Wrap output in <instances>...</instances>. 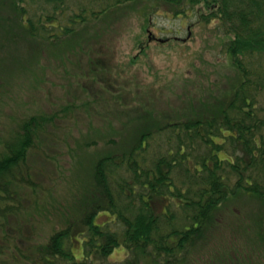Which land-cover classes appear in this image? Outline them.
I'll use <instances>...</instances> for the list:
<instances>
[{"label": "trees", "instance_id": "obj_1", "mask_svg": "<svg viewBox=\"0 0 264 264\" xmlns=\"http://www.w3.org/2000/svg\"><path fill=\"white\" fill-rule=\"evenodd\" d=\"M131 8L140 29L135 34L129 23L124 37L139 51L121 73L142 63L155 70L153 43L188 50L196 24L213 23L222 58L211 63L214 70L197 69L208 84L194 76L159 86L138 74L119 79L114 24ZM190 11L197 20L186 37L160 40L154 33L155 16L185 24ZM70 53L101 89L85 90L93 104L61 103L51 115L42 109L19 119L11 136L0 135V264H96L94 257L121 247L124 264H238L243 250L260 255L264 75L256 72L264 56V0H0V95L5 83L34 85L45 78L48 58L71 61ZM154 76L165 78L156 70ZM160 88L166 91L158 95ZM82 107L84 128L78 116L67 117ZM94 113L101 117L96 125ZM59 117L74 123L63 140ZM162 133L177 140L160 151L149 144ZM42 225L49 227L46 240L32 245ZM223 231L241 242L232 251L213 241Z\"/></svg>", "mask_w": 264, "mask_h": 264}, {"label": "rangeland", "instance_id": "obj_2", "mask_svg": "<svg viewBox=\"0 0 264 264\" xmlns=\"http://www.w3.org/2000/svg\"><path fill=\"white\" fill-rule=\"evenodd\" d=\"M129 10V16L126 17L124 15L120 20H118L114 11L110 12V16L115 17L118 20L114 24L115 37L117 39L115 41L117 45L114 50L117 49L116 56L123 61L120 64H116V67H114L117 71L119 70L118 72H120V74H118L119 79L131 80V77H128V75L138 74L142 83H149L152 80H156V84L159 86L167 79H173L176 80L177 84H182L184 78L194 76L196 79L202 80L205 85L208 84L207 79L199 77L200 72L197 71V69L204 72L214 70L211 63L214 62L216 57L222 58L221 51L214 47V43L218 40V37L216 36L214 28L215 24L213 23H209L208 25L196 24L197 26H195L194 30L198 33L192 41H190L188 50H180L175 46V48L172 47L165 50L154 43L151 45L149 55H151L152 64L154 65L155 70L165 78L157 79L154 76L155 70H150L145 63L137 64L133 69L129 71L125 70L121 73V70L123 69L120 68V66L124 63V61L130 55L136 56L139 51V48L135 46L137 44L133 41V38L127 39L124 37L127 24L131 23L132 30L135 34L140 29L139 23L136 21L138 13L134 12L133 8ZM186 16L188 19L184 24V19L182 18H168L164 15H157L154 18V25L152 26V29L157 37L161 38L174 36L186 37L188 32L191 30V27L189 26L188 28V25L197 20V15L194 11H190ZM118 26H123L120 35ZM84 48L88 51V45L86 43L84 44ZM69 56L72 59L71 61L67 58L64 59V61H53L48 58L45 78H40V81L34 85H30L23 81L22 84L16 85L13 89H11V85H6V83L4 84L2 89L3 95H0V135L11 136V131L19 119H22L29 114L39 113L42 109L46 110V114L51 115L56 109L61 107V103L74 104L75 101L77 103L87 100L88 104H93L90 102H92L94 94H90L85 90H87L89 86H93L99 91L101 88L98 82L100 83L101 81L96 79L97 82H95L93 78L91 79V75L88 72H85L83 67L81 68L76 64L77 56L74 53H70ZM191 61L193 64H191ZM258 71L259 72L256 73H262L264 75V56L259 60ZM214 77L215 74L211 76V79ZM95 88L92 90H95ZM162 90L166 91V88ZM162 90L161 88L157 90L158 95ZM82 92L88 96L81 94ZM178 92H180V88L178 89ZM83 95L84 98L81 99ZM104 97L107 98V96ZM98 105L99 103H97L94 107L97 108ZM258 108L259 112L264 117V84L258 95ZM76 116L79 117L80 125L84 128L86 125L87 110L83 107L75 109L73 110V114H70L67 117L75 118ZM61 118L59 117L58 121V126H60L58 133L60 136L61 133H66V131L69 132L66 127L74 124L71 121L66 122L65 120L61 123ZM93 118L94 120L96 119V121L93 120V125H96L97 120L101 117L94 113ZM77 128L78 127L73 128V135L81 136V134L77 132ZM88 128L89 127H87V130ZM61 139L63 140L62 136ZM176 140L177 136L175 134H172V137H169V134L162 133L155 135L154 138L151 139L149 145L153 148L155 147L156 149L160 148L161 151L163 148L166 149L174 146ZM198 143L196 146L198 149H201L200 151H202L203 145L201 140H199ZM76 153L79 154L78 152ZM83 153H87V151L84 150ZM80 158L81 157L78 159ZM50 159L51 161L48 162L49 165L53 161V156L50 157ZM40 228L41 230L36 229L34 231V238L32 242H30L32 245L42 243V241L46 240L44 232L46 226L42 225ZM46 230L49 231V227H47ZM53 231L54 227L50 226V234ZM227 233V231H223L220 234H217V237L213 238V241H216L222 247L228 246V250L232 251L241 242L233 241L230 237H227ZM0 242L3 244V236H0ZM76 244L79 245V243ZM250 247L251 246H248L246 249H251ZM14 253L18 258L20 257V251L18 249H14ZM75 253L77 256H80L78 251ZM127 254L128 252L121 247L116 249L115 252L109 256H99V258L94 257V260L96 261V264H124L126 261L125 259L128 257ZM228 255L229 254L226 256ZM208 256L210 255L207 253L202 256L199 255L201 261H207ZM3 257L8 256L4 254ZM255 260H258V262L255 263ZM41 262L44 264L43 260H41ZM234 262L238 264H264V251H262L260 255H254L251 253V250H243L235 256Z\"/></svg>", "mask_w": 264, "mask_h": 264}, {"label": "water", "instance_id": "obj_3", "mask_svg": "<svg viewBox=\"0 0 264 264\" xmlns=\"http://www.w3.org/2000/svg\"><path fill=\"white\" fill-rule=\"evenodd\" d=\"M161 39V38H160ZM161 40H163V39H161Z\"/></svg>", "mask_w": 264, "mask_h": 264}]
</instances>
